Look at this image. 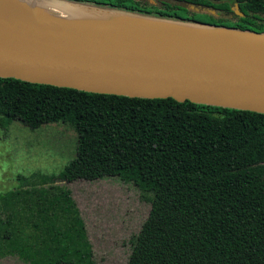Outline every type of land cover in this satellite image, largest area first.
I'll list each match as a JSON object with an SVG mask.
<instances>
[{
    "label": "trees",
    "instance_id": "1",
    "mask_svg": "<svg viewBox=\"0 0 264 264\" xmlns=\"http://www.w3.org/2000/svg\"><path fill=\"white\" fill-rule=\"evenodd\" d=\"M60 1L264 33V0ZM12 122L64 124L75 148L57 174H19L0 193V259L93 264L78 209L57 184L113 177L149 204L125 264H264V114L0 78V129Z\"/></svg>",
    "mask_w": 264,
    "mask_h": 264
},
{
    "label": "water",
    "instance_id": "2",
    "mask_svg": "<svg viewBox=\"0 0 264 264\" xmlns=\"http://www.w3.org/2000/svg\"><path fill=\"white\" fill-rule=\"evenodd\" d=\"M54 1L108 22L0 12V78L264 114V33Z\"/></svg>",
    "mask_w": 264,
    "mask_h": 264
},
{
    "label": "rangeland",
    "instance_id": "3",
    "mask_svg": "<svg viewBox=\"0 0 264 264\" xmlns=\"http://www.w3.org/2000/svg\"><path fill=\"white\" fill-rule=\"evenodd\" d=\"M230 7L233 9L232 5ZM189 9L204 11L203 8ZM88 20L108 22L98 13ZM74 148L73 131L61 123L30 130L12 122L6 130L0 129V193L14 189L15 177L19 174H57L73 158ZM57 185L68 189L78 209L93 264H125L128 240L138 232L149 210V204L139 197L138 190L113 177ZM0 264L24 263L8 257L0 259Z\"/></svg>",
    "mask_w": 264,
    "mask_h": 264
},
{
    "label": "bare ground",
    "instance_id": "4",
    "mask_svg": "<svg viewBox=\"0 0 264 264\" xmlns=\"http://www.w3.org/2000/svg\"><path fill=\"white\" fill-rule=\"evenodd\" d=\"M0 12L26 16L36 13L60 21L88 20L93 13L54 0H0Z\"/></svg>",
    "mask_w": 264,
    "mask_h": 264
}]
</instances>
